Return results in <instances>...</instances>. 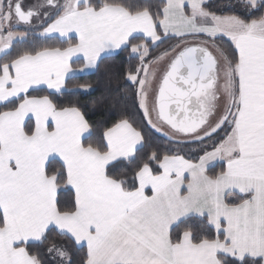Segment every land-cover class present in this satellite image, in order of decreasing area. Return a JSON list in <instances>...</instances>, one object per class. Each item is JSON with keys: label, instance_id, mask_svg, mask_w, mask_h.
Masks as SVG:
<instances>
[{"label": "snow or ice", "instance_id": "1", "mask_svg": "<svg viewBox=\"0 0 264 264\" xmlns=\"http://www.w3.org/2000/svg\"><path fill=\"white\" fill-rule=\"evenodd\" d=\"M205 3L161 0L153 13L135 0H43L27 9L24 0H0V264H70L66 245L49 241L50 233L86 245L83 264H264V0H241L243 16L216 15ZM37 27L68 46L12 56ZM225 37L234 54L217 43ZM165 39L176 44L147 59L148 40L156 47ZM129 45L139 64L126 79L155 131L167 126L177 143L225 132L197 163L152 151L136 164L131 187L108 169L136 160L142 133L122 118L85 146L91 125L80 108L52 98L73 57L95 68ZM45 87L52 91L32 94ZM216 160L223 168L210 176ZM62 189L73 194L63 207Z\"/></svg>", "mask_w": 264, "mask_h": 264}, {"label": "trees", "instance_id": "2", "mask_svg": "<svg viewBox=\"0 0 264 264\" xmlns=\"http://www.w3.org/2000/svg\"><path fill=\"white\" fill-rule=\"evenodd\" d=\"M135 2L141 6H149L153 13L161 4V0H135ZM203 6L207 11L215 13L216 15H245L241 0H208ZM251 18L255 17H250V19ZM22 27H19L18 30H24L25 26ZM41 31L42 28L37 27L29 32L26 41L17 42L12 49V56L24 50L68 46V40L61 41L53 37H40L38 34H40ZM72 42L74 43L75 41L73 40ZM141 42L143 41H132L133 44H139ZM217 43L225 48L230 55L235 53L232 44L225 38L218 40ZM148 44L150 56L147 59H151L174 46L176 40L165 39L163 42H158L159 46L156 47L151 45L150 40H148ZM130 48L131 45L127 46L126 49H122L114 56L102 58L98 63V67H96L95 71L91 74L68 78L65 81L64 91L52 97L58 106H77L80 108L91 125V135L83 141L85 146L88 144L96 145L102 141L104 131L112 127L122 118L129 119L133 126L142 133L144 144L136 154V160L133 163L117 161L114 162L116 165L115 167L109 165L108 169L110 175L125 179L129 187L134 183L133 177L136 164H138L141 159H146L152 151L157 152L161 158L165 154L181 155L185 159L197 163L200 156L204 155L205 149L207 151H212L213 145L218 144L225 136L224 130H218L217 133L213 134L212 139L206 138L203 143L199 141L177 143L155 132L144 118L135 96V88L126 79V73L129 70L134 71L135 67L139 64L138 58H132L133 56L130 54ZM10 58L11 57H9V59ZM81 65L82 63L80 61L71 63L72 68H78ZM82 85L88 86L86 92L80 91V89H85L81 87ZM47 93L48 92L44 90V92L32 94L45 95ZM3 110L5 109L0 107V111ZM49 167L51 171H55L60 167V164L57 161H53ZM152 167L156 169L157 165L153 164ZM222 168L223 163H217L207 169V174L214 176L218 174ZM61 191L62 195L60 196V200L61 206L63 207L72 201L73 194L67 189H62ZM200 231L199 225L196 224L193 227L194 235H199ZM208 235L211 238H215V231L213 230L211 233H208ZM51 240H55L58 244L66 245L71 257L70 264H83L87 255L84 248H79L74 245V243H68V241L63 240L54 233L49 234V241ZM47 247V243L40 246V251L44 254L43 258L46 260L47 254L45 249Z\"/></svg>", "mask_w": 264, "mask_h": 264}, {"label": "crops", "instance_id": "3", "mask_svg": "<svg viewBox=\"0 0 264 264\" xmlns=\"http://www.w3.org/2000/svg\"><path fill=\"white\" fill-rule=\"evenodd\" d=\"M207 1H208V0H206V2H207ZM134 35H142V34H134ZM70 36H72V37H73V40L75 41V34H74V33H73V34H70ZM51 37L58 38V39L61 40V41H67V40H68L67 38H60L58 34H52V36L47 37V38H51ZM225 39L227 40L226 37H225ZM229 42L231 43V41H229ZM232 46H233V45H232ZM233 48H234V46H233ZM121 50H122V49H121ZM121 50H117L115 53H113V54H111V55L103 56L102 58H104V57H109V56H114V55L118 54ZM234 50H235V48H234ZM130 54H131L132 56L135 55V54H132V53H131V48H130ZM74 61H80V62L82 63V65H81L80 67H78V68H72V67H71V68L73 69V71H71V72L68 73V75H67L66 78H65V81H66L68 78H70V77H77V76H83V75L91 74V73H93V72L95 71V69H96V67H95V68H89V69H83V57H79V58H77V57H73L72 60L70 61V64H71L72 62H74ZM82 69H83V70H82ZM129 82H130V81H129ZM130 83H131V82H130ZM44 90H46L47 92L52 91V90L47 89L46 87H45ZM63 91H64V89H62V92H63ZM80 91L86 92L87 89H80ZM62 92H61V93H62ZM57 94H58V93H57ZM141 111H142V110H141ZM142 113H143V112H142ZM144 118H145V117H144ZM145 120H146V119H145ZM149 126H150V125H149ZM85 135L87 136L88 134H85ZM138 147H139V146H138ZM198 162H199V161H198ZM217 163H223V165H224V161L216 160V161L210 162L208 168H210V167L216 165ZM208 168H207V169H208ZM186 175H187V174H186ZM185 183H186V182H185ZM147 192H148L149 195L151 194L150 189L147 190ZM77 247H79V248H84V249L86 250V253H87L86 245L83 246V247H81V246H77Z\"/></svg>", "mask_w": 264, "mask_h": 264}, {"label": "rangeland", "instance_id": "4", "mask_svg": "<svg viewBox=\"0 0 264 264\" xmlns=\"http://www.w3.org/2000/svg\"><path fill=\"white\" fill-rule=\"evenodd\" d=\"M43 0H24V4H25V8L27 9V7L29 5H35V4H38V3H42ZM61 3H63V0H61ZM19 27H22V25H19ZM23 28V27H22ZM40 36V34H38ZM42 37V36H40ZM167 63L168 61L165 60L164 62H162L160 65H159V70L157 72V75H156V80L153 82L152 84V89L151 91L149 92V104H148V107H149V110L151 111L152 108H153V104H154V99H155V94L158 90V87H159V82H160V79L162 78V75L164 73V71L166 70V67H167ZM139 104V102H138ZM143 112V111H142ZM155 119V118H154ZM147 124L149 125L148 121L146 120ZM150 127L155 131V129L150 125ZM157 132V131H155ZM169 132V129L167 128V126H163V132H157L159 134H161L162 136L166 137L167 139L168 136H166L164 133H167ZM215 134V133H214ZM183 140L182 143H190V142H196L195 140H187L186 138H181ZM170 140V139H169ZM171 141H174L176 142L175 140H171Z\"/></svg>", "mask_w": 264, "mask_h": 264}, {"label": "water", "instance_id": "5", "mask_svg": "<svg viewBox=\"0 0 264 264\" xmlns=\"http://www.w3.org/2000/svg\"><path fill=\"white\" fill-rule=\"evenodd\" d=\"M20 25L24 26L23 24H20Z\"/></svg>", "mask_w": 264, "mask_h": 264}]
</instances>
